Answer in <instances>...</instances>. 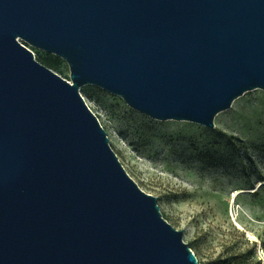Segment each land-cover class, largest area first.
<instances>
[{
    "label": "water",
    "instance_id": "water-1",
    "mask_svg": "<svg viewBox=\"0 0 264 264\" xmlns=\"http://www.w3.org/2000/svg\"><path fill=\"white\" fill-rule=\"evenodd\" d=\"M26 46L63 60L70 82ZM84 86L213 129L264 91V0H0V264H199Z\"/></svg>",
    "mask_w": 264,
    "mask_h": 264
},
{
    "label": "rangeland",
    "instance_id": "rangeland-1",
    "mask_svg": "<svg viewBox=\"0 0 264 264\" xmlns=\"http://www.w3.org/2000/svg\"><path fill=\"white\" fill-rule=\"evenodd\" d=\"M27 48L42 65L50 56ZM50 70L70 82L63 60ZM80 94L128 176L199 263L264 264V91L236 99L213 129L152 119L95 86Z\"/></svg>",
    "mask_w": 264,
    "mask_h": 264
},
{
    "label": "trees",
    "instance_id": "trees-1",
    "mask_svg": "<svg viewBox=\"0 0 264 264\" xmlns=\"http://www.w3.org/2000/svg\"><path fill=\"white\" fill-rule=\"evenodd\" d=\"M42 63L49 69L58 70L62 63V60L56 56L50 55L42 59ZM188 246L192 250V246L191 245H188ZM199 264H214V262H205V263H199Z\"/></svg>",
    "mask_w": 264,
    "mask_h": 264
},
{
    "label": "bare ground",
    "instance_id": "bare-ground-1",
    "mask_svg": "<svg viewBox=\"0 0 264 264\" xmlns=\"http://www.w3.org/2000/svg\"><path fill=\"white\" fill-rule=\"evenodd\" d=\"M241 193H243V190H237L234 195H233V198H236L238 195H240ZM252 193H255V192H252ZM234 202V200H233Z\"/></svg>",
    "mask_w": 264,
    "mask_h": 264
}]
</instances>
